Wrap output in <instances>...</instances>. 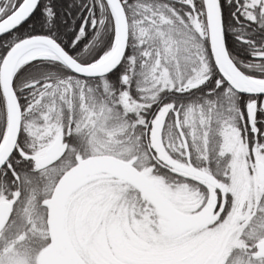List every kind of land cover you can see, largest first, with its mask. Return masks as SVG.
<instances>
[{
  "label": "snow or ice",
  "instance_id": "snow-or-ice-1",
  "mask_svg": "<svg viewBox=\"0 0 264 264\" xmlns=\"http://www.w3.org/2000/svg\"><path fill=\"white\" fill-rule=\"evenodd\" d=\"M0 264H264V0H0Z\"/></svg>",
  "mask_w": 264,
  "mask_h": 264
}]
</instances>
